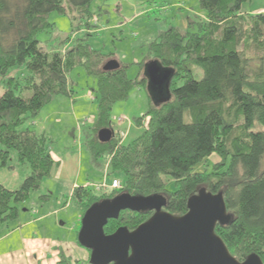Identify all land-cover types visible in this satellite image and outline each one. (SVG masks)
<instances>
[{
    "label": "trees",
    "instance_id": "16d2710c",
    "mask_svg": "<svg viewBox=\"0 0 264 264\" xmlns=\"http://www.w3.org/2000/svg\"><path fill=\"white\" fill-rule=\"evenodd\" d=\"M94 1L0 0V81L5 87L0 96V168L10 166L15 150L31 170L17 189L0 183V225L18 218V205L40 189L56 164L50 137L27 124L56 96L73 95L69 74L82 67L98 81L97 119L85 134L92 162L100 166L107 158L108 174L123 179L121 189L75 188L72 199L83 215L97 202L128 193L159 195L166 201L163 210L180 216L200 189L221 192L231 218L218 223L216 233L239 261L256 254L264 262V12H243L248 0H199L203 18L188 17L186 28L172 25L161 31L149 44L148 58L171 71L170 98L151 102L145 115L135 119L141 125L149 118L148 127L124 144L115 134L101 142L98 132L110 128L114 105L126 100L133 87H147L142 70L135 79L120 61L118 68L105 70L112 55L82 40L66 50L40 46V34L55 31L54 12L68 17L73 27L86 25L95 15ZM28 91L31 95H25ZM212 154L218 160L211 169L196 170L201 163L207 166ZM166 175L175 180L176 191L166 188ZM153 213L123 210L104 231L133 230ZM60 264L71 260L62 255Z\"/></svg>",
    "mask_w": 264,
    "mask_h": 264
},
{
    "label": "rangeland",
    "instance_id": "374dc122",
    "mask_svg": "<svg viewBox=\"0 0 264 264\" xmlns=\"http://www.w3.org/2000/svg\"><path fill=\"white\" fill-rule=\"evenodd\" d=\"M91 9L95 15L90 23L75 27L72 26L68 17L54 12L51 15V21L56 25L55 31L52 34H40V46L46 50L62 49L63 47L65 49L68 45L73 47L80 40L88 42L92 48L100 50L104 54L112 55L109 60L115 59L118 62L128 64V76L131 79H135L141 70L146 75L147 63L151 59V57L148 58V56H151L149 55V44L157 38L161 31H165L172 25L181 27L183 20H187L188 17L196 18L198 15L201 18L204 17L201 13L199 0H95ZM262 9L264 10V0H248L242 5L243 12L254 13L253 10ZM97 18L98 22H96ZM145 58L148 59H146L142 69L141 63ZM195 76L200 79L202 70L196 69ZM69 82L73 88L71 97L76 105V114L72 115L71 111L69 114L67 112L63 113V122L60 124L55 123V119L52 117L50 118L51 121L47 122V128L53 131L51 136L47 134L50 137L49 141L52 148L56 150L57 156L61 158L62 154H65L67 141H73L76 147H82V177L87 173V169L91 167L90 183H102L105 177L107 184H110L114 178H119L123 183L121 175L113 177L110 174L107 175V172L104 174L103 168H105L108 161L107 158L101 159L100 166L91 164L90 153L86 145L85 134L92 130L98 114L99 93L96 77L87 75L82 67H76L69 74ZM4 90V84L0 81V96ZM31 93V91H28L25 92V95H31ZM164 98L151 83L145 88L133 87L128 98L116 103L112 110L110 128L115 133L116 139L128 144L142 134L148 127L149 118H145L141 125L137 124L135 119L145 115L151 102L161 101ZM119 117L125 119L121 120ZM185 121H191V117L187 112L185 113ZM131 125L134 126L132 132L129 133ZM255 129H260L259 125ZM121 136H125V138L123 139ZM2 147L3 145L0 143V149ZM54 159L57 163L58 159L56 157ZM217 160L218 156L212 154L208 157L207 166L205 163H201L196 166V170H203L204 168L210 170L212 164ZM30 172V167L27 164L20 163L17 152L11 150L10 166L0 168V183L9 189H17ZM86 180L85 177L83 182H86ZM164 180L169 191L174 192L177 190L175 180L170 176H164ZM102 190L96 189V191ZM59 191L60 186L56 185L53 178H44L40 189L31 191L28 199L18 205L21 216L14 222L19 223L25 221L28 217L38 218L39 214H46L43 222L49 224L53 229L56 228L55 221L61 216L54 213L55 210L61 207V205H58L61 202L57 199ZM51 192H54V196ZM43 195H49V198L42 200L41 196ZM64 199L62 198L63 206L68 202L67 199ZM27 209L29 211H26ZM38 209L39 213L36 214L35 211ZM76 209H78L77 214L78 211L81 212L79 207L70 204L67 211L69 215H73ZM61 214L65 215V213ZM81 221H78L75 237H77L81 228ZM69 225L70 220L67 227ZM47 231L50 230L47 229ZM87 251L89 257H82L81 260L68 257L71 264H89L91 252L88 249Z\"/></svg>",
    "mask_w": 264,
    "mask_h": 264
},
{
    "label": "water",
    "instance_id": "95a60500",
    "mask_svg": "<svg viewBox=\"0 0 264 264\" xmlns=\"http://www.w3.org/2000/svg\"><path fill=\"white\" fill-rule=\"evenodd\" d=\"M148 84L170 98L171 71L158 62L147 63ZM120 66L115 60L104 65L105 70ZM111 128L101 129V142L112 139ZM166 201L159 195L140 196L122 193L112 199L93 204L82 217L78 242L90 250L91 264H264L260 256L252 254L244 261L236 259L218 236V223L226 224L231 216L227 212L223 193L213 194L205 188L190 197L189 210L184 215H174L163 210ZM150 210L154 213L133 230L119 227L106 234L105 225L117 219L121 211Z\"/></svg>",
    "mask_w": 264,
    "mask_h": 264
},
{
    "label": "crops",
    "instance_id": "0c3cea01",
    "mask_svg": "<svg viewBox=\"0 0 264 264\" xmlns=\"http://www.w3.org/2000/svg\"><path fill=\"white\" fill-rule=\"evenodd\" d=\"M253 11L254 13L264 12L263 9ZM96 22H98V18ZM187 23V20H183L181 27L185 28ZM68 46L64 50L70 48L71 45ZM44 108L40 114L35 119L29 121L27 125L40 134H48L50 136L53 131L49 130L46 124L51 121V117L55 119V123L60 124L63 122V113L67 112L69 114L71 111L72 115H75L77 110L71 96L67 97L61 95L56 96ZM133 126L134 125L130 126L129 133L132 132ZM121 137L123 139L125 138V136ZM75 147L73 141H67L65 145V154L63 153L64 156L62 154V157L59 158L56 150L51 146L52 155L58 160L49 178H53L56 185L60 186L57 199L61 202L58 204L61 205V207L54 211V213L61 215L55 221L56 228L53 229L49 224L43 222L46 214H39L38 218L28 217L25 221L19 223L10 221L0 225V264H60L62 255L80 260L82 257H89L87 249L82 247L78 243V237H75V229L79 224L78 221L82 220L83 212L81 210V212L78 211L77 214L76 212L78 209H76L73 215H69L67 211L70 204L77 206L72 199L75 188L95 183H90L92 174L91 167L87 169V173L82 177L83 151L82 147H76L78 149ZM91 164L93 165L92 158ZM103 169L104 174L107 172V175H109V161L106 162L105 168ZM85 177L87 180L83 182ZM56 187L58 188V186ZM51 193H53L54 196V192ZM62 198L68 201L65 203V206L62 205ZM26 211L29 210L27 209ZM35 213L38 214L39 209L35 211ZM61 213H65V215ZM20 216L21 212H19V216L15 221H17ZM69 220L70 225L67 227ZM47 229L50 231L48 232ZM81 254L83 256L80 257L79 255Z\"/></svg>",
    "mask_w": 264,
    "mask_h": 264
},
{
    "label": "built area",
    "instance_id": "2783aa9c",
    "mask_svg": "<svg viewBox=\"0 0 264 264\" xmlns=\"http://www.w3.org/2000/svg\"><path fill=\"white\" fill-rule=\"evenodd\" d=\"M120 119H125L124 117H120ZM106 176V175H105ZM95 189L97 190H102V189H121L123 187L122 182L120 181L119 178H114L111 180L110 184H107L106 182V177L104 178V181L99 184H93L92 185Z\"/></svg>",
    "mask_w": 264,
    "mask_h": 264
}]
</instances>
